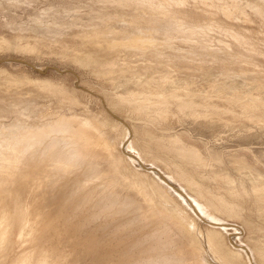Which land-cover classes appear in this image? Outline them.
Segmentation results:
<instances>
[{
    "label": "rangeland",
    "instance_id": "374dc122",
    "mask_svg": "<svg viewBox=\"0 0 264 264\" xmlns=\"http://www.w3.org/2000/svg\"><path fill=\"white\" fill-rule=\"evenodd\" d=\"M0 147V264H264V0H0Z\"/></svg>",
    "mask_w": 264,
    "mask_h": 264
},
{
    "label": "bare ground",
    "instance_id": "6f19581e",
    "mask_svg": "<svg viewBox=\"0 0 264 264\" xmlns=\"http://www.w3.org/2000/svg\"><path fill=\"white\" fill-rule=\"evenodd\" d=\"M250 107H251V106H250ZM59 120H60V119H59ZM73 120H75V119H73ZM62 121H63V120H62ZM65 121H66V119H65ZM65 121H64V123L62 122V123H63L62 125H60V129H62V130L64 129V133H65V129H69V125H68V123H70V122H68V121H72V119H70V120L67 119L66 123H65ZM59 122H60V121H59ZM72 122H74V121H72ZM70 124H71V123H70ZM72 124H73V123H72ZM74 124H75V123H74ZM74 124H73V125H74ZM76 124H77V123H76ZM53 126H54V127H55V126L57 127V125H53ZM53 126H52V127H53ZM70 126H72V125H70ZM85 126H86V125H85ZM54 127H53V128H54ZM49 128H50V127H49ZM53 128H52V129H53ZM54 129H55V128H54ZM75 129L78 130V128H77L76 125H75ZM93 129H95V132H97V131L99 132V130H97V128H93ZM90 130H91V129H90ZM96 130H97V131H96ZM48 131H50V133H51L53 130H48ZM78 131H79V130H78ZM92 131H94V130H92ZM58 132H59V131H58ZM66 132H67V131H66ZM70 132H71V130H70ZM75 132H77V131L74 130V133H75ZM95 132H94V133H95ZM48 133H49V132H47V134H48ZM53 133H55V132H52V134H53ZM59 133H60V132H59ZM67 133H68V132H67ZM81 133H82V132H81ZM102 133H103V132H102ZM39 134H40V133H39ZM62 134H63V133H62ZM68 134H69V133H68ZM68 134H66V135H68ZM77 134H78V132H77ZM82 134H83V133H82ZM34 135H35V134H34ZM37 135H38V134H37ZM42 135H43V134H42ZM42 135L40 134V136H42ZM44 135H45V134H44ZM53 135H54V134H53ZM56 135H57V133H56ZM71 135H73V134H71ZM78 135H79V134H78ZM78 135H77V136H78ZM84 135H85V134H84ZM84 135H83V136H84ZM88 135H89V134H88ZM97 135H98V134H97ZM40 136H38V137H40ZM49 136H50V135H49ZM62 136H63V135H62ZM83 136H82V138H83ZM85 136H86V135H85ZM85 136H84V137H85ZM90 136H91V135H90ZM90 136H89V138H90ZM52 137L54 138V136H52ZM99 137H100L99 140L103 141V137L101 136V133H100V136H99ZM99 137H97L96 139L98 140ZM29 138H30V137H29ZM45 138H46V137H45ZM50 138H51V137H50ZM72 138H73V137H72ZM41 139H42V138H41ZM43 139H44V138H43ZM54 139H56V138H54ZM79 139H81V138H79ZM13 140H14V139H13ZM37 140H38V138H37ZM44 140H45V139H44ZM51 140H52V139H51ZM68 140H71V139H68ZM97 140H96V141H97ZM105 140H106V139H105ZM46 141H47V140H46ZM59 141H60V140H59ZM72 141H73V140H71V142H72ZM74 141H76V142L79 141V143H81L82 140H81V141H80V140L77 141L76 139H74ZM37 142H38V141H37ZM41 142H42V141H41ZM67 142L69 143L70 141H66L65 143H64V141H63L64 145H63V147H62L61 149L64 150V149L68 146L69 148H68V150H66V151H67V152H66V155L69 157V159L71 160V159H73L74 157H76V158L78 159V156H77V155L79 154V153H78L79 151L77 152V151H76L77 149H76L75 147H77L79 144L77 143V144H78V145H77V144H75L76 142H73L74 144L72 143L71 146H70V143L68 144ZM83 142L85 143V141H83ZM46 143H47V142H46ZM55 143H57V142H55ZM97 143H99V142H97ZM37 144H38V143H37ZM49 144H50V142H49ZM57 144H58V143H57ZM105 144H106V142H105ZM107 144H108V143H107ZM8 145H9V144H8ZM88 145H89V143H88ZM92 145H93V144H92ZM92 145H91V146H92ZM47 146H48V145H47ZM74 146H75V147H74ZM84 146H85V145H84ZM6 147H7V146H6ZM78 147H80V146H78ZM78 147H77V148H78ZM89 147H90V146H89ZM96 147H97V146H96ZM25 148H26V147H25ZM35 148H36V147H35ZM39 148H40V147H39ZM47 148H48V147H47ZM80 148H82V147H80ZM90 148H91V147H90ZM97 148H98V147H97ZM97 148H95V149H97ZM3 149H4V146H3ZM45 149H46V147H45ZM48 149H49V148H48ZM87 149H88V147H86L85 151H86ZM93 149H94V148H93ZM6 150H7V149H6ZM37 150H38V149H37ZM46 150H47V149H46ZM52 150H53V149H52ZM106 150H107V149H106ZM0 151H1V147H0ZM35 151H36V150H35ZM88 151H89V150H87V152H88ZM20 152H21V151H20ZM36 152H37V151H36ZM46 152H47V151H46ZM57 152H58V151H57ZM87 152H86V153H87ZM89 152H90V151H89ZM92 152H93V151H92ZM92 152H91V153H92ZM100 152H101V151H100ZM102 152H103V151H102ZM16 153H17V152H16ZM42 153H43V152H42ZM84 153H85V152H84ZM0 154H1V152H0ZM45 154H48V153H45ZM56 154H57V153H56ZM82 154H83V153H82ZM126 154H127V153H126ZM58 155H59L58 160H62V159H60V157L63 158V157H64V153L61 151V153H59ZM89 155H90V154H89ZM46 156H47V155H46ZM48 156H49V155H48ZM82 156H83V155H82ZM50 157H52V156H50ZM65 157H66V156H65ZM65 157H64V159H63L62 161H65V159H66ZM83 157H84V156H83ZM128 157H129V156H128ZM80 158H81V154H80ZM1 159H2V158H0V161H1ZM132 159H133V158H132ZM54 160H56V159H54ZM66 160H68V158H67ZM74 160H76V159H74ZM82 160H84V159H81L80 162H82ZM135 160H136V159H135ZM6 161H8V160H6ZM6 161H4V162H6ZM130 161H131V160H130ZM69 162H70V161H69ZM2 163H3V162H2ZM60 163H61V162H60ZM75 163H76V162H75ZM133 163H134V162H133ZM62 164H63V163H62ZM69 164H70V163H69ZM73 164H74V163H73ZM136 164H137V163H136ZM53 165H54V164H53ZM54 166H55V165H54ZM137 166H138V165H137ZM144 168H145V167H144ZM146 168H147V167H146ZM148 169H149V168H148ZM13 170H14V169H13ZM89 172H90V171H89ZM91 172H92V170H91ZM93 172L95 173V171H93ZM93 172H92L91 175H95V174H96V173L94 174ZM55 174H56V173H55ZM91 175H88V176H91ZM159 175H160V174H159ZM96 176H97V175H96ZM160 176H161V175H160ZM68 177H69V176H68ZM83 179H85L86 182L90 181V178H89V177L87 178V176H85V178H83ZM91 179H92V178H91ZM157 179H158V178H157ZM164 180H166V179H164ZM100 182H101V181H100ZM167 183H168V182H167ZM171 183H172V182H171ZM85 184H86V183H85ZM173 184H174V183H173ZM81 186H82V185H81ZM102 189H103V188H102ZM79 190H80V189H79ZM180 190H181V189H180ZM75 191H76V190H75ZM175 191H176V190H175ZM72 193H73V192H72ZM67 195H68V194H67ZM63 198H64V197H63ZM61 199H62V198H61ZM62 200H63V199H62ZM117 201H118V200H117ZM63 202H64V201H63ZM109 202H111V201H109ZM122 203H123V202H122ZM119 204H120V203H119ZM126 205H127V203H126ZM123 207H124V206H123ZM117 208H118V207H117ZM152 210H153V209H152ZM175 213H176V214H175ZM175 213H174L175 215H173L174 218L172 217V219H175V220H177V221H179V222H180V221L183 222V223H181V225H184V223H186V224L188 223V222L185 221V220H186L185 218H184L185 220H184L183 218H180V216H182V215H181V214L179 215V212H175ZM177 215H178V216H177ZM182 217H184V216H182ZM170 218H171V217H170ZM179 219H180V220H179ZM4 221H5V218H4ZM188 221H189V220H188ZM1 223H2V221H0V224H1ZM190 223H191V221H190ZM179 224H180V223H179ZM188 224H189V223H188ZM188 224H187V225H188ZM188 226H190V228L193 229V225H188ZM170 231H171V230H170ZM186 231H187V230H186ZM191 232H192V230H191ZM193 232H194V229H193ZM2 233H3L2 235H5L6 232L3 231ZM188 233H190V232L188 231ZM193 238H194V237H193ZM172 243H173V242H172ZM207 243H208V241H207ZM206 245H207V244H206ZM207 246H208V245H207ZM29 252H30V251H29ZM29 252H28V253H29ZM41 252H42V254H44L43 251H40L39 255H40V256H43V255L41 254ZM45 253H46V252H45ZM24 254H25V253H24ZM31 254H33V252H31ZM31 254H30V255H31ZM47 254H48V253H47ZM20 255H21V254H20ZM31 256H32V255H31ZM44 256H46V254H45ZM44 256L41 257V258L38 256V258H39V259H43V258H44L43 261H44L45 259H48V257L45 258ZM24 257H26V256H24ZM27 257H28V256H27ZM29 257H30V256H29ZM19 258H20L21 260L17 259V260H19V261L17 262L18 264H26V263H25V262H26V259H25V258H22V257H20V256H19ZM32 258H33V257H32ZM46 261H47V260H46ZM15 262H16V261H15ZM30 262H31V261H30ZM40 262L42 263L41 260H40ZM41 263H40V264H41Z\"/></svg>",
    "mask_w": 264,
    "mask_h": 264
}]
</instances>
